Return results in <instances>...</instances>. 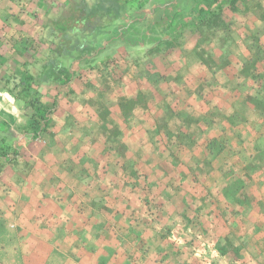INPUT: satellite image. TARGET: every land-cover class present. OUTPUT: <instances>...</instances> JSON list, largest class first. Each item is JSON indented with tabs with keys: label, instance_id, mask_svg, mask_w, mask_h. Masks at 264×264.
<instances>
[{
	"label": "rangeland",
	"instance_id": "rangeland-1",
	"mask_svg": "<svg viewBox=\"0 0 264 264\" xmlns=\"http://www.w3.org/2000/svg\"><path fill=\"white\" fill-rule=\"evenodd\" d=\"M159 2L151 0L141 12L151 33L160 25L151 21L162 20ZM240 9L223 14L228 25L187 29L159 51H149L150 43L132 49L129 62L113 65L107 77H90L69 98L50 96L46 103L60 111L50 115L49 133L38 145L44 177L38 198L20 203L18 195L11 197L17 205L11 211L14 221L20 233L28 232L21 239L40 250L41 260L34 264H183L184 258L189 264H264V117L243 118L252 112L248 103L264 97V0H245ZM117 50L107 49L105 57ZM211 55L215 64L208 67ZM243 61L251 64L247 74L240 73ZM175 68H183V77ZM152 72L158 73L156 79ZM183 82L188 91H178L179 97L184 100L200 83V101L164 97L165 92L177 96L171 85ZM8 83L10 90H19L16 81ZM151 88H157L159 99L145 94L142 109L135 111L138 120L129 121L118 97L140 89L152 93ZM0 91L6 92L0 96L5 112L16 115V124L24 123L31 110H22L11 93ZM37 91L18 95L40 101L46 90ZM103 110L108 113H99ZM13 127L14 144H24L30 135ZM145 128L156 133L153 143ZM118 130L124 134L113 140ZM129 159L136 175L123 169ZM194 162L204 164L197 181L183 177L186 164ZM205 184L212 201L204 205L196 196ZM219 211L225 216L224 233L232 232L235 239L241 235L245 259L207 240L209 221L218 222Z\"/></svg>",
	"mask_w": 264,
	"mask_h": 264
},
{
	"label": "trees",
	"instance_id": "trees-1",
	"mask_svg": "<svg viewBox=\"0 0 264 264\" xmlns=\"http://www.w3.org/2000/svg\"><path fill=\"white\" fill-rule=\"evenodd\" d=\"M159 1L157 7L161 8V17L162 19L165 18L167 22L160 24L157 29L158 31L151 33L149 28L145 27L146 19L141 14L151 0H93V3H90L89 0H62L57 6L58 10L56 14L46 19L43 29L38 33L37 38L31 41V47L36 52L31 61L25 64L21 81L16 86L19 90L17 92L8 90L22 110H31V112L28 111L26 113L25 122L19 125L13 122L12 116L8 114L9 118H11V123L16 129L30 135L34 146L38 148V145L44 140L45 135L49 133V123L53 118L50 115L57 114L60 111L57 106H55L56 108H52L46 103L50 99V96L69 98L77 94V89L82 84L86 85L85 83L90 77H107L108 74L113 73V65L129 62V59L132 57L131 50L142 48V45L144 47L146 44H153L149 51H159L163 45L167 44V47H169L183 38L187 29H200L209 23L213 25L220 23L228 25L223 14L227 11L241 12L240 3H244L245 0ZM245 5L247 11L250 10L248 4L245 3ZM115 46L118 47V50L114 55L105 57L107 49ZM211 57L212 55L209 61L207 60L210 62L208 67H212V64H215L213 60L211 61ZM40 61H42V64L39 67L34 66ZM32 65L33 68L40 69L33 72L31 69H28ZM250 65V61H243L240 73H249L252 69L249 68ZM208 69H211L214 73L215 68ZM157 75L158 73L156 72L150 74L154 79L157 78ZM33 88L35 92L42 88L46 90L43 93L40 92V95L38 94L42 97L40 101L29 95L19 98L20 95L18 94H27ZM202 88L203 86L199 83L195 88L196 90L193 89L191 91L202 94ZM151 91L152 93L140 89L134 96L126 95L128 97H118L119 100L117 101L119 102L117 105L120 106L121 112L126 118H129V121L132 119L138 120L135 111L138 108L142 109L141 105L146 100L145 94L153 95L155 93V97L159 99L157 88H151ZM164 97L170 98V100L172 98L170 97V92L164 93ZM150 103H148V108L150 109L152 104H158L157 100H153L152 104ZM248 104L252 105V112L243 117L246 122L254 121L257 115L258 117L255 121L264 117L263 96L253 98ZM162 110L166 111L164 108ZM99 113L105 115V113H108V110L105 113L104 110ZM0 115L4 116L6 114L0 111ZM234 118L235 114L231 118L232 124L237 121V118L235 120ZM153 120L157 119L153 118ZM202 122L206 123L205 120H202ZM154 129L156 133H159L161 126L158 125ZM148 131L147 128L144 129L145 136L153 143V137H156V133H148ZM112 133H115L112 135L113 140L124 134L123 131L119 130ZM167 134L173 135L170 132ZM178 135L183 136V133L180 134L179 132ZM190 137L188 134H184L185 139H189ZM14 139L15 134L10 129L9 124L0 118V174L3 172L2 166L4 164L16 163L18 157L21 155V151L14 146ZM123 166L124 170L129 169L128 171L136 175L134 170L136 169V164L133 160H127ZM203 166L204 164L196 162L193 163V166L186 164L185 167L188 170L187 173L183 172V177L197 181V176L204 171ZM209 173L210 171L207 172V174ZM205 177L204 174H201V178ZM238 180L236 179L235 181ZM202 187L201 192L196 198H199L205 205L212 201V194L208 184L202 185ZM219 213L215 216L219 218L218 222L214 219L209 221L210 228H207V240L213 242L223 253L227 252V247H231L235 258L245 259L248 253L245 250V243L241 235L239 233L236 234V238H240L238 242L232 232L225 234L222 229L223 225L221 224L225 216L220 211ZM161 237L163 238V236ZM182 263L189 264L185 258ZM195 263L197 264V261ZM205 263L202 261L198 262V264Z\"/></svg>",
	"mask_w": 264,
	"mask_h": 264
},
{
	"label": "crops",
	"instance_id": "crops-1",
	"mask_svg": "<svg viewBox=\"0 0 264 264\" xmlns=\"http://www.w3.org/2000/svg\"><path fill=\"white\" fill-rule=\"evenodd\" d=\"M61 1L0 0V90L8 91L11 88L8 83L9 80L16 81L14 86L20 83V68H25V64L31 61L36 52L31 47V41L37 38L46 19L52 13L57 12V6ZM165 22H167L165 18L160 22L157 20L151 21L152 24H164ZM175 69L183 77V68ZM201 71L202 68H196V73ZM171 73L172 69L168 71V74ZM171 87L177 95L174 96L175 93H170L172 98L178 97L182 102H185L186 99L190 103L195 101V98L200 101L201 93L198 94L193 91L187 93L189 96L184 97V100L179 97L178 91L180 92L182 89L188 91L184 82L183 84L176 83V86L171 85ZM190 98L191 101H189ZM0 111L6 114L4 116L0 115V118L9 124L12 131L16 132L9 115L12 116L15 123L17 117L13 112L9 115L5 112L1 100ZM14 146L21 151V155L16 163L4 164L2 166L3 172L0 174V264H34V260H37V262L41 260V257L36 254L40 250L37 247L34 249L28 244H24L25 240L21 239V235L28 232L23 231L24 233H20L21 230L14 221L11 211L17 205L16 207L13 206L15 198L11 197L18 195L20 203L33 202L38 198L35 192L38 183L44 179L42 177V164L39 160L41 152L34 146L31 137L24 144L20 142V144L16 143ZM55 174L58 175L57 172Z\"/></svg>",
	"mask_w": 264,
	"mask_h": 264
},
{
	"label": "built area",
	"instance_id": "built-area-1",
	"mask_svg": "<svg viewBox=\"0 0 264 264\" xmlns=\"http://www.w3.org/2000/svg\"><path fill=\"white\" fill-rule=\"evenodd\" d=\"M5 93H6V92H1V91H0V96H1V97H5ZM1 99H2V98H1ZM8 99H9V98H8Z\"/></svg>",
	"mask_w": 264,
	"mask_h": 264
}]
</instances>
